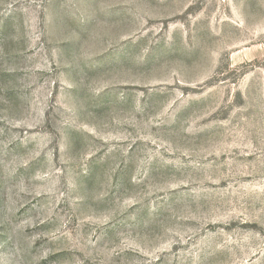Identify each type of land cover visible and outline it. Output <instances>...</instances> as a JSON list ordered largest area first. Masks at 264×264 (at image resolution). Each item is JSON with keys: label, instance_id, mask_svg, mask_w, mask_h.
<instances>
[{"label": "rangeland", "instance_id": "1", "mask_svg": "<svg viewBox=\"0 0 264 264\" xmlns=\"http://www.w3.org/2000/svg\"><path fill=\"white\" fill-rule=\"evenodd\" d=\"M0 264H264V0H0Z\"/></svg>", "mask_w": 264, "mask_h": 264}]
</instances>
